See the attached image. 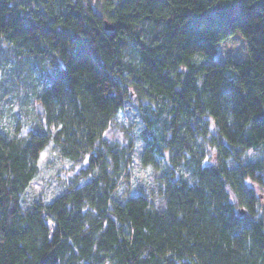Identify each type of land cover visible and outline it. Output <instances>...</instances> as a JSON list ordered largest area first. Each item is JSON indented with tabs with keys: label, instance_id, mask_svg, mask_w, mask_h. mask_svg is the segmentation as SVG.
I'll use <instances>...</instances> for the list:
<instances>
[{
	"label": "trees",
	"instance_id": "16d2710c",
	"mask_svg": "<svg viewBox=\"0 0 264 264\" xmlns=\"http://www.w3.org/2000/svg\"><path fill=\"white\" fill-rule=\"evenodd\" d=\"M236 31L245 57L219 61L216 46ZM0 40L14 59L53 64L42 94L35 82L23 85L12 131L0 125V264H264V219H253L264 154L243 155L264 147V0H0ZM133 94L141 164L159 168L165 151L171 164L156 175L157 189L139 185L121 201L112 193L128 177L135 139L126 130L120 148L101 133L115 112L127 116ZM33 103L46 108L49 129L34 126L21 147L14 133ZM59 125L63 154H90L89 163L47 205L36 199L22 210L20 193L38 179L28 157ZM204 143L216 146L215 165L201 166ZM95 166L99 175L76 183ZM177 168L191 172L192 185ZM227 188L243 207L229 203ZM158 193L166 209H155ZM85 200L95 215L82 211Z\"/></svg>",
	"mask_w": 264,
	"mask_h": 264
},
{
	"label": "clouds",
	"instance_id": "9594fccd",
	"mask_svg": "<svg viewBox=\"0 0 264 264\" xmlns=\"http://www.w3.org/2000/svg\"><path fill=\"white\" fill-rule=\"evenodd\" d=\"M4 47H7V42L4 43ZM224 48V47H222ZM127 59V58H126ZM196 61H202L204 57L200 54H197L193 57ZM10 68L11 65H8ZM53 69V64L49 63L48 61L44 62V67L42 69L43 72H50ZM66 70V67H65ZM179 70L184 72L188 71L187 65L181 64L179 66ZM6 73L4 71H0V81L5 79ZM127 75V74H126ZM34 78L37 81L38 87L35 89L37 93L42 94L45 91V86L43 83L40 82L39 73L34 74ZM199 83V81H197ZM129 91H132L129 89ZM133 103H135V94H133ZM12 110H15L18 105H12ZM39 113V116H37ZM47 116V110L44 105L39 103H33L30 109V114L24 118L22 126L19 132L14 133L15 140L18 142L21 147H23L31 138L32 136V128L36 125H39L41 128L47 130L49 129V125L45 123V118ZM228 124L231 126L233 122V118L231 115L227 117ZM123 126V127H121ZM60 127L54 126L51 128V132L48 135V139L46 143H42L37 146L34 156L30 155L27 160V166L29 168L34 167L37 172L38 177L43 178V182L39 189L34 186H30L29 188L25 189L24 192L20 193V201H21V208L26 209L29 208L33 201L36 199H40L41 202L47 205L53 197L57 196L61 193L65 188L69 187V182L75 179L80 171V169L84 166H87L89 163V155L90 154H83L82 159L79 161L73 159L71 156H65L63 154L62 148L59 144L56 143L55 134L59 132ZM143 127V124L139 121L135 123V126L129 129V118L123 114L122 111H117L114 113L112 120L109 122L107 128H105L101 136L106 138L109 143H116L120 148H123L125 145L128 144L129 135L126 134V130L128 133L135 137H139L140 129ZM11 132V128L7 129ZM208 130L209 135L212 132L217 130V124L214 119H210L208 123ZM203 138L197 137V143H202ZM100 140L98 139L95 144L92 146L95 149L99 146ZM144 145V141L142 139H136L134 146H133V160L135 164L130 166L129 171L131 172V176L126 183L124 178L121 177L120 180L117 182V186L113 190V196L118 197L121 201H125L129 195L130 191L136 189L138 184H144L147 187L152 189H157L158 181L156 179V175L162 171L165 167L171 164L169 159L170 153L165 151L163 155V159L160 160V167L156 168L151 163L147 165L141 164V159L139 153L142 151ZM203 147L206 150V155H204L203 159L201 160V166L206 167L210 162L212 165L217 163L215 159V155L217 153L216 146L210 143H204ZM186 156H189L190 153H185ZM245 157H254V155H259L256 153V149L254 147H248L243 154ZM159 159V157L157 158ZM52 161L51 166L48 165V162ZM226 165L231 166V160H226ZM107 167L109 169L112 168V163L109 161ZM56 170H60V176L58 179H49L53 177ZM100 168L99 166H95L91 172L87 174V176H80L76 183L83 184L86 179L91 176L99 175ZM176 174L178 176H183L185 180H187L189 185H192L194 182V177L189 170H184L182 168L176 169ZM74 186V185H71ZM160 189L163 190L164 186L160 183ZM227 199L229 203H231L235 208L243 207L239 203L237 192L233 188L226 189ZM154 201V206L156 210L161 208L166 209L168 207L167 199L164 196L155 195L154 197H150ZM71 208V205H68ZM91 209V214L95 215L97 209L90 205L87 200L84 201L82 205V211H88ZM239 214V213H238ZM112 219L119 224V219L115 215H113ZM253 219L259 221L264 219V201L261 204L256 205L255 207V214ZM49 229L51 230L53 226V220L49 219L47 221ZM106 227V225H105ZM84 230H88V224L85 223ZM99 236V233L96 234ZM251 243V241H249ZM82 264V262H81Z\"/></svg>",
	"mask_w": 264,
	"mask_h": 264
},
{
	"label": "rangeland",
	"instance_id": "374dc122",
	"mask_svg": "<svg viewBox=\"0 0 264 264\" xmlns=\"http://www.w3.org/2000/svg\"><path fill=\"white\" fill-rule=\"evenodd\" d=\"M4 43L5 42L0 40V63L2 66L1 71H4L6 73L5 79L3 81H0V125L3 128L7 129L9 128L8 126H10V124L15 120V117L19 114L20 107L22 104L23 85H25V88L27 89L31 83L35 82L37 84V81L34 78V74L36 73H39L40 82L43 83L44 75L46 72L42 71L44 63H39L31 57L22 58L21 60L14 59L8 52V46H3ZM216 48L217 51L214 57L219 61L223 60V58L228 56L241 60L246 55L245 40L238 31L234 32L226 40L220 42L216 46ZM8 65H11V67L9 68ZM30 67L33 69V71L29 79H26V77H23V75L26 74L27 68ZM12 105H18V107L15 110H12ZM134 105L135 103H133L132 99L131 104H129L127 107V117L129 118V124L131 125V127H134L137 121L141 122L139 112L137 111ZM137 138L138 137L134 136L135 140ZM256 153L264 154V147L262 146L260 149L256 150ZM51 164L52 161H49L48 165L51 166ZM134 164L135 161L133 160L132 152V165ZM59 176L60 170H56L54 176L50 177L49 179H58ZM130 176L131 172L129 171L128 177H126L124 180L126 183L128 182ZM42 182L43 178L38 177V179L33 181L30 186H34L39 189ZM249 184L255 189L257 193H263V191L260 190V188H258V186L254 183L249 182ZM139 185L143 184H138L137 187ZM260 200L261 202L264 201V193L260 195Z\"/></svg>",
	"mask_w": 264,
	"mask_h": 264
},
{
	"label": "water",
	"instance_id": "95a60500",
	"mask_svg": "<svg viewBox=\"0 0 264 264\" xmlns=\"http://www.w3.org/2000/svg\"><path fill=\"white\" fill-rule=\"evenodd\" d=\"M105 28H106V29H112V26H111V25H106Z\"/></svg>",
	"mask_w": 264,
	"mask_h": 264
}]
</instances>
